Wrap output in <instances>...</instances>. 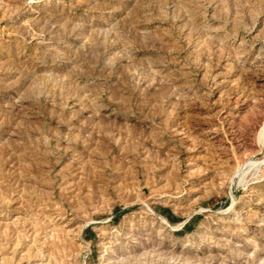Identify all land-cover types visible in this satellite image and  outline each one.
<instances>
[{"label":"rangeland","instance_id":"374dc122","mask_svg":"<svg viewBox=\"0 0 264 264\" xmlns=\"http://www.w3.org/2000/svg\"><path fill=\"white\" fill-rule=\"evenodd\" d=\"M0 264H264V0H0Z\"/></svg>","mask_w":264,"mask_h":264},{"label":"trees","instance_id":"16d2710c","mask_svg":"<svg viewBox=\"0 0 264 264\" xmlns=\"http://www.w3.org/2000/svg\"><path fill=\"white\" fill-rule=\"evenodd\" d=\"M167 209H165L164 211H165V214H166V216L168 217V219H172L173 217H172V215H171V213L169 212V211H166ZM188 225L186 224L185 225V227H187Z\"/></svg>","mask_w":264,"mask_h":264},{"label":"bare ground","instance_id":"6f19581e","mask_svg":"<svg viewBox=\"0 0 264 264\" xmlns=\"http://www.w3.org/2000/svg\"><path fill=\"white\" fill-rule=\"evenodd\" d=\"M164 217V216H163ZM166 220V219H165Z\"/></svg>","mask_w":264,"mask_h":264}]
</instances>
